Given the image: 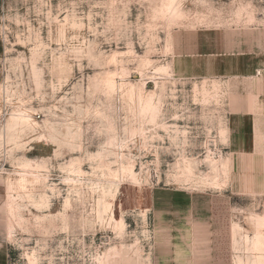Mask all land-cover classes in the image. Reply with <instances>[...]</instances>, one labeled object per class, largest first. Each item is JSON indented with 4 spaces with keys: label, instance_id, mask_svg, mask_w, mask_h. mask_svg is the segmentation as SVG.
Returning <instances> with one entry per match:
<instances>
[{
    "label": "rangeland",
    "instance_id": "1",
    "mask_svg": "<svg viewBox=\"0 0 264 264\" xmlns=\"http://www.w3.org/2000/svg\"><path fill=\"white\" fill-rule=\"evenodd\" d=\"M175 196L264 261V0H0L2 264H151Z\"/></svg>",
    "mask_w": 264,
    "mask_h": 264
},
{
    "label": "crops",
    "instance_id": "2",
    "mask_svg": "<svg viewBox=\"0 0 264 264\" xmlns=\"http://www.w3.org/2000/svg\"><path fill=\"white\" fill-rule=\"evenodd\" d=\"M159 202H162L159 203L161 208L155 210L159 234L155 239V260L151 264H203L196 260L195 255L194 245L198 240H195L192 200L175 196ZM159 204L156 203V206ZM4 256L5 252L0 245V264Z\"/></svg>",
    "mask_w": 264,
    "mask_h": 264
},
{
    "label": "bare ground",
    "instance_id": "3",
    "mask_svg": "<svg viewBox=\"0 0 264 264\" xmlns=\"http://www.w3.org/2000/svg\"><path fill=\"white\" fill-rule=\"evenodd\" d=\"M211 169L216 173V176L220 175V171H222L223 175L225 177H227V169H228V162L227 161H224V160H221L219 163L215 160V159H211ZM209 174V172H208ZM213 175V174H212ZM224 177V178H225ZM205 178V177H204ZM212 178V177H211ZM218 178V177H217ZM228 179V178H227ZM218 181V180H217ZM210 183V182H209ZM220 183V182H219ZM218 183V184H219ZM211 184V183H210ZM253 219L255 220V224H256V227L257 229H260V227H262L264 225V220L263 218L259 217V216H254ZM117 226H120L122 225V220H116V223H115ZM254 224V225H255ZM255 227V226H254ZM261 232H258L256 234V236L254 237L253 239V242H252V248L254 247V250L255 249H258L259 246H262L263 243L261 242ZM263 260L261 259V256L259 255H255V260L252 261L251 263L249 264H262L264 263V261L262 262ZM99 264H104V260L101 259ZM236 264H240V262H236Z\"/></svg>",
    "mask_w": 264,
    "mask_h": 264
}]
</instances>
